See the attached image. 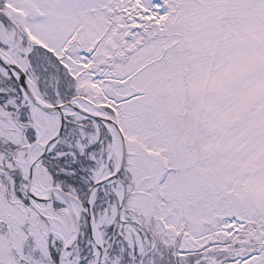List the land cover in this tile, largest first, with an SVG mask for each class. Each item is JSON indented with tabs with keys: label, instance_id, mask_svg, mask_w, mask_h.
Listing matches in <instances>:
<instances>
[{
	"label": "snow or ice",
	"instance_id": "6c2138e0",
	"mask_svg": "<svg viewBox=\"0 0 264 264\" xmlns=\"http://www.w3.org/2000/svg\"><path fill=\"white\" fill-rule=\"evenodd\" d=\"M0 264H264V0H0Z\"/></svg>",
	"mask_w": 264,
	"mask_h": 264
}]
</instances>
